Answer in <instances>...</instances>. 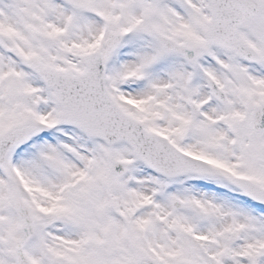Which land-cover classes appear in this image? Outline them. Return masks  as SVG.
Segmentation results:
<instances>
[{"label":"snow or ice","instance_id":"obj_1","mask_svg":"<svg viewBox=\"0 0 264 264\" xmlns=\"http://www.w3.org/2000/svg\"><path fill=\"white\" fill-rule=\"evenodd\" d=\"M0 264H264V0H0Z\"/></svg>","mask_w":264,"mask_h":264}]
</instances>
